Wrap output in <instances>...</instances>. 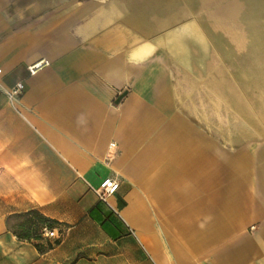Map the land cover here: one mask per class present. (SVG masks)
<instances>
[{
	"label": "crops",
	"instance_id": "crops-1",
	"mask_svg": "<svg viewBox=\"0 0 264 264\" xmlns=\"http://www.w3.org/2000/svg\"><path fill=\"white\" fill-rule=\"evenodd\" d=\"M13 6L0 0V264H264V93L219 43L236 34L204 18L179 43L114 7ZM32 209L60 235L44 252L7 226Z\"/></svg>",
	"mask_w": 264,
	"mask_h": 264
},
{
	"label": "rangeland",
	"instance_id": "rangeland-1",
	"mask_svg": "<svg viewBox=\"0 0 264 264\" xmlns=\"http://www.w3.org/2000/svg\"><path fill=\"white\" fill-rule=\"evenodd\" d=\"M13 10L19 15L26 10L38 16L55 11H80L113 7L118 11L114 16L126 18L132 25L142 22L144 29L158 23L161 32H173L177 42L183 43L179 33L190 26L197 28L204 18H217L223 31L236 35H220L219 43L232 46L241 60L248 62L250 75L255 79L256 92L264 93V0H10ZM25 8V9H24ZM23 15V14H22ZM138 24V23H137ZM240 34V35H239ZM164 35H161V38ZM209 42H215L209 36ZM229 53H225V56ZM244 56V57H243ZM229 57V56H228ZM227 58V57H225ZM230 58V57H229Z\"/></svg>",
	"mask_w": 264,
	"mask_h": 264
},
{
	"label": "trees",
	"instance_id": "trees-1",
	"mask_svg": "<svg viewBox=\"0 0 264 264\" xmlns=\"http://www.w3.org/2000/svg\"><path fill=\"white\" fill-rule=\"evenodd\" d=\"M8 219L9 230L18 239L33 244L39 252H44L59 242V238L51 239L42 235L44 228L52 229L56 227V223L37 210L32 209L24 213L13 214Z\"/></svg>",
	"mask_w": 264,
	"mask_h": 264
},
{
	"label": "built area",
	"instance_id": "built-area-1",
	"mask_svg": "<svg viewBox=\"0 0 264 264\" xmlns=\"http://www.w3.org/2000/svg\"><path fill=\"white\" fill-rule=\"evenodd\" d=\"M45 63L37 62L31 66L28 67V71L30 74H34L38 69H40L42 66H44ZM23 84L17 83L13 88L10 90L5 91V94L8 98H12L15 94L20 93L23 90ZM111 146H114V144H110ZM118 187V182L115 179L107 178L104 179L98 188L94 189L95 194L97 195L98 199L100 201L106 202V199L108 196L112 195ZM42 235L44 237L49 238H59V233L56 229V227L52 229L44 228Z\"/></svg>",
	"mask_w": 264,
	"mask_h": 264
},
{
	"label": "water",
	"instance_id": "water-1",
	"mask_svg": "<svg viewBox=\"0 0 264 264\" xmlns=\"http://www.w3.org/2000/svg\"><path fill=\"white\" fill-rule=\"evenodd\" d=\"M121 96H122V95H120V96H119V97L116 99V101H119V100H120V98H121Z\"/></svg>",
	"mask_w": 264,
	"mask_h": 264
}]
</instances>
